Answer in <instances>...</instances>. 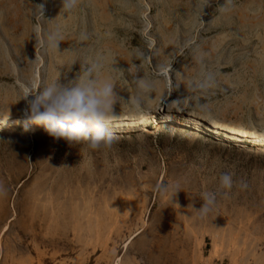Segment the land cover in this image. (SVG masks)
I'll use <instances>...</instances> for the list:
<instances>
[{"label": "rangeland", "instance_id": "374dc122", "mask_svg": "<svg viewBox=\"0 0 264 264\" xmlns=\"http://www.w3.org/2000/svg\"><path fill=\"white\" fill-rule=\"evenodd\" d=\"M56 26L59 51L41 48ZM97 56L118 95L111 149L26 122V87ZM0 184V264H264V0H0Z\"/></svg>", "mask_w": 264, "mask_h": 264}, {"label": "clouds", "instance_id": "9594fccd", "mask_svg": "<svg viewBox=\"0 0 264 264\" xmlns=\"http://www.w3.org/2000/svg\"><path fill=\"white\" fill-rule=\"evenodd\" d=\"M231 2V0H229ZM61 12H70L77 5L78 0H60ZM43 5H39V14L43 18ZM81 39H87L82 35ZM62 33L59 26L48 31L40 41L41 48L59 51ZM103 67V57L86 61L82 65L81 73L67 82L60 77L47 84H38L35 88L26 87L19 100L24 101L20 110L27 123L43 125L56 141L64 140L69 146L86 144L89 149H111L116 143L115 136L110 130L111 122L116 118L115 105L118 95L112 80L100 81L97 74ZM211 81V77H208ZM138 89L142 93H150L153 83L146 78H136ZM205 88L208 83L197 85ZM131 103L139 106L141 98L134 96ZM231 173H222L219 185L215 191H205L202 194V204L194 208L197 217L206 218L213 212L217 196L225 197L233 188ZM246 182H241V189L247 188ZM158 194L166 195L174 201L176 194L182 191L179 182L160 183L155 186ZM7 195V189L0 184V198Z\"/></svg>", "mask_w": 264, "mask_h": 264}, {"label": "bare ground", "instance_id": "6f19581e", "mask_svg": "<svg viewBox=\"0 0 264 264\" xmlns=\"http://www.w3.org/2000/svg\"><path fill=\"white\" fill-rule=\"evenodd\" d=\"M226 123V122H225ZM224 122H220V125H224L226 127V124ZM229 126V125H228Z\"/></svg>", "mask_w": 264, "mask_h": 264}]
</instances>
